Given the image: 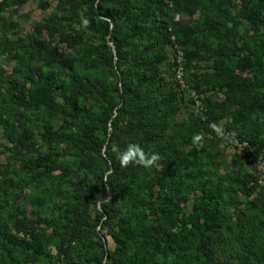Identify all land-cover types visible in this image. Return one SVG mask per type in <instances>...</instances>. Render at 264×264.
<instances>
[{"label": "rangeland", "instance_id": "1", "mask_svg": "<svg viewBox=\"0 0 264 264\" xmlns=\"http://www.w3.org/2000/svg\"><path fill=\"white\" fill-rule=\"evenodd\" d=\"M106 1L110 13L119 11L115 29L108 20V30L97 21L84 24L91 0H12L0 9V230L22 223L41 252L39 260L25 262L30 251L1 239L0 264H92L88 261L104 250L115 263L105 257L103 264H118L120 249L108 232L117 233L127 219L140 221L150 233L154 227L159 243L149 254L142 248L130 251L136 262L264 264V189L251 186L255 176L264 180V76L253 66L255 58L264 62V22L255 25L244 18L249 0H219L233 20L209 28L202 25L206 0ZM33 43L52 56L32 51ZM179 69L185 88L176 80ZM138 71L145 73L143 80ZM121 75L130 84L123 102ZM38 76L52 95L29 109L15 95L27 91L30 96V79ZM70 98L77 99L75 110L66 105ZM110 106L108 121L104 112ZM202 114L249 141L250 155L260 158L250 161L244 150L209 132ZM18 121L33 140L20 137ZM40 126L54 139L42 136ZM151 130L160 146L158 166L121 167L112 149L136 143L148 150L144 133ZM199 133L203 147L192 142ZM83 134L102 153L110 149L117 166L131 170L123 177L68 142ZM49 154L73 171L83 165L88 187L79 176L64 180L61 170L22 166L21 160ZM177 164L185 199L171 197L162 205L166 195L157 181ZM110 173L117 183L103 198L101 186ZM203 184L219 194L210 213L199 190ZM103 203L113 220L105 230L102 221L87 230L102 214ZM205 216L209 224L202 226ZM167 233L173 240L166 250L161 241Z\"/></svg>", "mask_w": 264, "mask_h": 264}, {"label": "trees", "instance_id": "2", "mask_svg": "<svg viewBox=\"0 0 264 264\" xmlns=\"http://www.w3.org/2000/svg\"><path fill=\"white\" fill-rule=\"evenodd\" d=\"M8 1H12V0H7L4 4L0 5V9H3L6 5ZM261 2V3H260ZM63 3V2H62ZM61 3V5H62ZM69 3V1H68ZM219 2V0H206V7L204 9V15H203V26H207V28L209 27H214V26H226L230 21L232 22V16L231 14L228 12V9L222 5V3ZM64 7L65 4H64ZM264 11V0H249L246 3V13H244V18L248 19V21H250L252 24L255 25H259L262 22H264V17H262L263 12ZM119 14V11L115 12V13H110L109 12V6L107 4L106 0H91V4H90V9L87 13V16L89 18L88 23L93 21H97L95 22V24H99L103 25L105 27L106 30H108L109 28V24L107 22L110 21V23L114 24V29L118 27L117 24V15ZM105 18L106 22H102L99 18ZM215 18V23L212 22V18ZM209 26V27H208ZM111 34V39L114 45H116L118 43V39L114 34V30ZM72 43V41H64ZM73 44V43H72ZM32 51H36V52H43V54H45L46 56L50 57L51 52L50 51H45V48L42 47V45L36 46L35 43H33V45L30 47ZM108 56H109V65L112 66V61H113V56L110 52V50H108ZM253 66L257 69L256 71H258V73L261 76H264V62H262L260 59L255 58L253 61ZM137 76L143 80L145 77V73H141L140 71H138ZM121 79H122V92H119V100H121V102L126 101L127 100V96H125V93L127 92V88H129L130 84H128L127 82H125L123 79V75H121ZM139 79V78H138ZM30 82L33 84L32 86V91H31V95L29 96V92L27 91H20L17 92L15 95V99L18 100L19 102L23 103L25 105L26 108L32 109V108H38L40 105H42L43 103V99L44 98H48L50 99L51 94V90L46 87L43 86L41 84H39V76L37 78H31ZM126 90V92H125ZM127 94V93H126ZM63 96V95H62ZM66 100V99H65ZM51 101V100H50ZM68 101V104H67ZM66 101V105L72 109L75 110L76 107V102L77 99L76 98H70ZM113 106H110L109 111L104 112V116L106 117V120H111L113 118ZM105 120V122H106ZM200 120V118H199ZM201 121V120H200ZM203 123L206 125V129L211 132V133H215L212 129H211V125L218 127V123H216L215 121L209 119V118H205V121H203ZM18 127L20 128V137H24L26 139V141L28 140H33L31 134L32 133H28L29 131L24 127V124L21 121H18ZM222 131H224L225 133L229 134L231 137L233 136L234 139L236 141H238L240 144L241 143H247L249 144L251 147V143L247 140L244 139H239L238 136H236L235 134L233 135V133L229 130V128L227 127H222L221 128ZM40 130L42 131V136H49L51 138L54 139L53 135L44 127V126H40ZM28 134V135H26ZM150 134V135H149ZM145 134L144 133V140L146 142H148L147 146L150 149H146L145 152L147 153H152L155 152L157 153L160 149L159 143L157 142V140L155 139L156 136H153L155 134V131L151 130L150 133ZM216 134V133H215ZM115 131H113L110 142H112L113 140H115ZM87 135L83 134L81 135L79 138H75V137H71L70 140H68V142L71 145H74V147L76 146L78 151H82L83 155H87V156H91V155H95L96 157L100 158L106 165L108 163L111 164L114 168H116L117 173L122 174V176L124 177L125 174H127L128 172L125 171L126 169L128 171H130L131 169L126 168L125 170L122 169L119 165L117 166V159H115V156L113 155V153L111 152V150H106L104 153H102V149L101 146H99L98 144H95L93 142H89L87 139ZM102 154H105V157H102ZM162 154V153H161ZM254 158H260L258 154H253ZM55 157H57V155L54 154H49V155H36V158L31 160V159H24L21 160L22 166L23 168L28 167V166H33L35 168V170H39V169H43L46 171H55V170H61L62 171V178L64 180H66L67 178H70L71 176H79L81 177V182L84 186H87L86 181L89 179V174L88 172L83 168V165H79L77 167V169L75 171H73L71 169V167L69 165H67L66 163H59V161H57L55 159ZM246 159V157H243V160ZM245 161V160H244ZM165 162L169 163L170 162L168 160H166ZM51 169V170H50ZM142 169H144L142 167ZM178 169H180L179 164H177L175 167H171L170 170V175L168 176H161L159 177V180L157 181V183L160 186V189L162 191L163 195H166L165 200L162 202V205L165 203V201L171 197H173L174 199H177L178 197L180 198H184L185 199V195L183 193V186H182V178L181 175H183L182 171H178ZM117 178L115 174L110 173L108 175V177H106L105 179V183L101 186V191L100 194L103 198L106 197L107 195V189L110 190L112 192V190L114 189V186L117 183ZM257 179L258 177L255 176L253 183H251L252 187H255L257 189H261L258 184H257ZM200 192L205 196V201L203 204L205 206V213H210L211 210L209 211V207L213 206L216 204L217 199H218V191L216 188L210 186V185H201L199 187ZM262 191V190H261ZM170 195V197H169ZM109 204L108 203H103L101 204V213L99 215L98 220L94 221V222H89L88 225L86 226L87 230L92 229L93 231L95 230V228L97 227V225L99 224V222H101V230H105L107 228V226L109 225V223L113 220V215H110V210L108 209ZM139 216V215H138ZM52 222H54L53 220H51ZM48 221V224L49 222ZM20 224V225H18ZM208 223V216H205V221L202 224V226H207ZM14 228V229H12ZM10 229L5 230V232L0 230V242L1 239L6 240L7 242H10L11 239L14 240L15 242L21 243L28 251H30V254H27V259H25V262H34L36 260H39L37 258H39L41 255L40 250L38 249L37 245L34 244L35 236L31 233H28L29 230L22 224V223H16L14 225V227H12ZM118 228V232H114L113 230H110L108 233L110 234L111 239L115 242V244L117 245V247L120 249V255L119 257H117L118 259V264H147L148 260L145 258H142V261H138L136 262V257L135 254H129L130 251H136L139 250L140 248H142V252L143 254H149L148 250L152 249L154 244H159L158 242L154 241V239L156 238V234L155 236L152 234V232H154V227H150L149 229L151 230V233L147 230L146 225H143L140 221H136V220H126L122 223H120ZM244 230L245 225H243L241 227V230ZM146 231V232H145ZM200 232L202 233L203 231L200 230ZM19 235H22L23 238H20ZM167 237H165V239H162V243H165V248L164 249H168L169 248V242H171L173 240V237L171 234L167 233L166 234ZM106 237H103L102 239H104ZM107 241V239H106ZM145 241V243H144ZM142 242V243H141ZM88 253H90L89 250H87ZM107 257V260H114L115 263V259L112 253H110L109 251L104 250L103 253L101 254H94L93 256V260L88 261L91 262L92 264H103V258ZM24 262V263H25ZM86 262V263H88ZM17 264V263H15ZM23 264V263H22ZM104 264H110V263H104Z\"/></svg>", "mask_w": 264, "mask_h": 264}, {"label": "clouds", "instance_id": "3", "mask_svg": "<svg viewBox=\"0 0 264 264\" xmlns=\"http://www.w3.org/2000/svg\"><path fill=\"white\" fill-rule=\"evenodd\" d=\"M87 23L88 21L84 20V24ZM215 131L219 135L221 134L222 129L217 127ZM203 141V133L194 134L192 137L193 144L198 147H203ZM112 150L114 153H118V161L121 167H128L131 164H135L145 169H150L158 166V162L161 160V156L158 153H147L139 144L136 143L127 144L123 151H120L118 147H114Z\"/></svg>", "mask_w": 264, "mask_h": 264}, {"label": "built area", "instance_id": "4", "mask_svg": "<svg viewBox=\"0 0 264 264\" xmlns=\"http://www.w3.org/2000/svg\"><path fill=\"white\" fill-rule=\"evenodd\" d=\"M7 0H0V5L4 4ZM176 80L178 81V83L181 85L182 88H185V85H184V81H183V74H182V70L179 69L178 70V73H177V76H176ZM201 119L202 121H205V117L203 116V114L201 115ZM211 129L217 134V132L215 131V129L217 128L216 126H213L211 125L210 126ZM218 135V134H217ZM219 137H221L222 139L226 140V141H229L230 143L233 144V147L236 149V148H239L240 150H244L245 151V155L247 158H250L252 160L250 161H253V162H256L255 158H254V155H250L251 153V146L247 143H241L238 144V143H234L233 139L231 138V136L227 133H225L224 131L221 132V134L218 135ZM231 144V145H232ZM260 174V173H259ZM264 180L262 178H258L257 179V184L260 188L264 189ZM20 238H23L22 235H19Z\"/></svg>", "mask_w": 264, "mask_h": 264}]
</instances>
